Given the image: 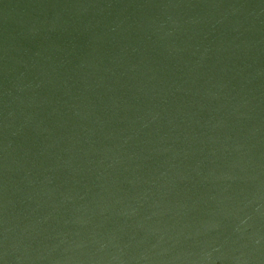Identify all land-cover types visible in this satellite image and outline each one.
<instances>
[{"label": "water", "instance_id": "obj_1", "mask_svg": "<svg viewBox=\"0 0 264 264\" xmlns=\"http://www.w3.org/2000/svg\"><path fill=\"white\" fill-rule=\"evenodd\" d=\"M0 264H264V0H0Z\"/></svg>", "mask_w": 264, "mask_h": 264}]
</instances>
